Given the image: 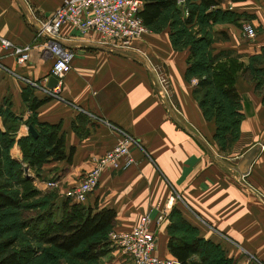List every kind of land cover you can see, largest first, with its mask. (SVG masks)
<instances>
[{"label":"crops","instance_id":"0c3cea01","mask_svg":"<svg viewBox=\"0 0 264 264\" xmlns=\"http://www.w3.org/2000/svg\"><path fill=\"white\" fill-rule=\"evenodd\" d=\"M62 1L0 0V38L30 47L29 59L18 63L12 50L0 43V105L18 122L11 157L22 160L18 140L29 134L27 120L38 129L57 125L65 157L43 163L38 176L44 189L47 180H56L57 193L64 196L119 140L121 131L127 132L139 143L129 147L132 161L105 169L86 206L113 209L115 231L131 229L149 213L156 253L162 257H173L167 242L169 213L175 208L199 236L219 244L234 264H264V206L238 184V174H244L250 187L264 192V150H258V143L264 142V0H224L213 7L221 12L217 22L198 9L189 23L187 8L175 3L128 48L101 44L96 32L81 35L65 24L61 36L73 50L71 68L62 78L59 95L50 97L43 87L53 57L29 20L50 16ZM189 1L194 6L200 2ZM244 21L254 26V38L242 37ZM182 32L192 41L186 43L181 36L177 41ZM204 41L218 59L231 52L249 62L263 84L257 89L246 72L237 77L243 117L230 150L219 148L216 121L205 117L194 96L198 78L186 74L192 44L198 47ZM152 68L166 98L152 85ZM24 94L44 101L32 110ZM0 128L4 130L1 115ZM244 158V172L232 167ZM169 201L167 217L156 224L155 217ZM117 253L112 264H131Z\"/></svg>","mask_w":264,"mask_h":264},{"label":"trees","instance_id":"16d2710c","mask_svg":"<svg viewBox=\"0 0 264 264\" xmlns=\"http://www.w3.org/2000/svg\"><path fill=\"white\" fill-rule=\"evenodd\" d=\"M142 1L143 5L139 15L148 28H151L152 24L162 15L165 9L177 3L176 0ZM199 1L197 6L192 5L189 0H185L183 3L188 10V15L185 19L186 23L192 21L198 9L203 11L206 19L217 22L221 12L217 9L213 10V7H216L224 0ZM183 34L177 35V41H179L180 36L184 38V42L186 40V43L187 40L192 41L193 38L187 35L186 32ZM173 41H175V38H173ZM190 49L187 77L196 76L198 78L194 96L197 97L205 117L214 118L216 121L217 128L214 139L220 149L226 150V146H230L238 138L240 132L239 124L243 117L240 113L239 94L233 85L241 64L238 66L234 63V60V62L232 60L226 61V57L230 52L225 53L223 60L222 58L218 59L207 48V41H204L198 47L193 43ZM230 65L233 66L232 70L227 68ZM235 66H237V69ZM214 91H218L217 96H215L216 92ZM23 97L32 110L36 109L44 101V99H38L26 94ZM0 115L3 118L4 127V130L0 128V175L5 174L6 176V180L0 181V217L9 213L10 209H13V215L19 217V223L26 224L30 221L32 223L37 220L43 221L48 216L46 213L49 212L52 217V225L43 229L40 237H38L41 244L49 247V250L61 251L71 261L81 264L91 262L107 253L109 251L108 233L111 231L115 220V211L111 208L92 210L88 206H80L77 203L71 205L70 203L74 201L54 192L55 194L48 199V206L45 209L42 208L43 210L39 214L29 218V220L26 219L25 213L18 212L29 205L23 204L22 200L24 197L19 190H8L11 186L12 180L10 176L12 175L11 169L7 168L5 163H12L17 172L16 175L19 176L18 179L13 180V183H28L31 178L23 176L24 166L20 165L10 155V148L14 143V133L18 126L17 118L8 107L3 108L1 105ZM26 124H31L37 135L33 136L29 132L26 137H21L18 140V144L22 151V160L25 161V165L31 169L36 168L38 175L43 163L65 157L64 142L58 134L57 125H48L38 129L36 128V123L31 119L27 120ZM46 203L41 204L40 207H45ZM47 208L50 210H46ZM57 213H61V215L55 219L54 217H56ZM169 214L171 224L168 226L169 239L167 248L179 264H234L232 259L225 257L219 244L199 236L197 229L183 219L179 211L172 208ZM15 224L16 226L18 225V223ZM18 239V234L15 233L10 239L0 242V264H22L20 259L22 253L20 252L26 253L25 261L27 258L32 257V254L38 252L37 247L33 245L31 249L28 246L25 252L22 249L18 251L8 250Z\"/></svg>","mask_w":264,"mask_h":264},{"label":"built area","instance_id":"2783aa9c","mask_svg":"<svg viewBox=\"0 0 264 264\" xmlns=\"http://www.w3.org/2000/svg\"><path fill=\"white\" fill-rule=\"evenodd\" d=\"M176 1L180 4L185 2V0ZM142 4V0H63L50 16L35 21L29 20L34 26L35 36L42 40V46L53 57L50 75L58 80L56 86L52 88L44 86V94L50 97L58 96L62 78L71 68L73 50L65 45L61 36V29L65 24L74 27L81 35L96 32L101 44L128 48L134 40L141 38L149 31L139 15ZM242 30L248 38H254L256 35L255 28L250 23H243ZM0 43L12 50L18 63L29 59V46H14L2 38H0ZM157 78L161 90L156 92L161 98H166L162 80L158 75ZM193 82L196 83V80ZM31 84L36 86L35 82ZM131 144L139 146L135 138L121 131L119 140L95 160L91 169L64 196L74 202H85L89 194L97 187L105 169H116L120 167L122 161L126 163L132 161L129 152ZM57 185L56 180L46 181L48 188ZM169 207L170 201L164 208L165 210L155 217L156 224L165 220ZM152 223L150 214L145 213L131 229L111 230L108 235L120 254L130 259L132 264H179L175 258L161 257L155 253L156 240Z\"/></svg>","mask_w":264,"mask_h":264},{"label":"rangeland","instance_id":"374dc122","mask_svg":"<svg viewBox=\"0 0 264 264\" xmlns=\"http://www.w3.org/2000/svg\"><path fill=\"white\" fill-rule=\"evenodd\" d=\"M243 23H246L245 21ZM241 29V28H240ZM242 37L243 38H248L243 30L241 32ZM234 58V59H233ZM223 60V59H222ZM233 61L235 64H237L238 66L241 64L240 70L237 71V76L234 80V87L236 89V91L238 92L237 89V77L240 74H245V77L249 78L251 76V80L252 78H254L255 81V85L256 88H260L261 86H263L262 82L260 81V79H258L256 77V70H253L252 68H250V63L246 62V61H240L238 59V57L233 54V53H229V55H227L226 57V61ZM233 63V65H234ZM227 64V63H226ZM228 66V64H227ZM237 66H235L236 68ZM228 69L230 68L231 70L233 69V66L230 65L229 67H227ZM237 69V68H236ZM255 74V75H253ZM213 87V86H212ZM215 96H217V92L218 91H214ZM239 94V92H238ZM239 98H240V103H241V96L239 94ZM263 102H264V95H263ZM231 146H226L227 150L231 149ZM258 150L263 151L264 150V142H259L258 143ZM20 165H23V176L25 177H30L31 181L26 183H13V180H16L19 178V176H17V172L15 171L14 165L12 163L8 164L5 163V166L7 168L11 169V186L8 190H19L21 192V194L23 195V204L29 205L28 207H25V209H21L18 212H23V214L25 213L26 215V219L29 220V218L36 216L37 214H39V212L41 210H43L42 208H46L48 206V199H50V197L52 195H54L57 192V188L56 187H51L48 189H44L42 187V184H40V182H42L40 176L37 175L36 173V168L32 169L33 173L30 174V172L28 171V167L25 165V161L21 160L19 162ZM25 167H26V171H25ZM232 167L234 168H238V164H234ZM30 169V168H29ZM38 171V170H37ZM31 175V176H30ZM238 184L245 190L253 193L260 201V203L264 206V192L260 191L258 188L253 189L252 187H250L248 180H246L244 174H238ZM6 180V176L5 174L0 175V181ZM257 189V190H256ZM256 190V191H255ZM55 192V193H54ZM64 197V196H63ZM47 203H46V201ZM86 202V201H85ZM85 202H72L70 203L72 204H78V205H84L86 206ZM46 203L45 207H40L41 204ZM164 209V208H163ZM3 216L0 217V242L4 241L5 239H10L11 237H13V235L16 233L18 234V240L14 243V245H12L11 247H9L8 250H21L25 252V249L28 248V246H35L38 249V252L35 254H32V257L27 258V260L25 261V256L26 253L20 252L21 254V263L22 264H81L78 262H74L71 261L63 252L61 251H56L54 249L49 250V247H46L44 245L41 244V242L39 241L38 237H40L41 233L43 232V229H45L47 226L51 227V214L49 212H47L46 214H48V216H46V219L42 220H37L34 221V223H32V221L24 224H20L19 223V217L16 215H13L12 210ZM46 210H50L49 208H47ZM45 210V211H46ZM165 210V209H164ZM59 212V211H58ZM61 215V213H57L56 218H59ZM24 216V215H23ZM55 216V215H54ZM39 219V218H38ZM34 220V219H32ZM18 221V222H17ZM24 222V221H23ZM15 223H18V225L16 226ZM47 224V225H46ZM110 232V231H109ZM108 240H109V251L101 256H99L98 258H96L95 260H92L91 262H87L86 264H112L114 259L116 258V255L118 254L117 252L118 249L116 248L113 240H110L109 235H108ZM26 251H30V250H26ZM32 251V250H31ZM116 252V253H115ZM115 253V254H114ZM155 253H156V248H155ZM120 254V252H119ZM158 255V254H157ZM121 257L126 258L127 260H129L131 262L130 259H128L126 256L120 254ZM160 256V255H159ZM162 257V256H161ZM166 258H174V257H170L167 256ZM177 260V259H176ZM132 264V262H131Z\"/></svg>","mask_w":264,"mask_h":264},{"label":"water","instance_id":"95a60500","mask_svg":"<svg viewBox=\"0 0 264 264\" xmlns=\"http://www.w3.org/2000/svg\"><path fill=\"white\" fill-rule=\"evenodd\" d=\"M150 75H151V82H152V85L153 87L155 88L156 91H160L161 90V86L159 84V81H158V78H157V74H156V71L152 68L150 70ZM58 80L56 77H54L53 75H50L48 78H47V83H46V87L48 88H52L54 86H56ZM29 132L33 135V136H36L37 135V132L35 131V129L33 128V126L31 124H29L27 126ZM248 162V158H244L240 164L238 165V169L241 171V172H244V167L246 166ZM25 171H26V167H25Z\"/></svg>","mask_w":264,"mask_h":264}]
</instances>
